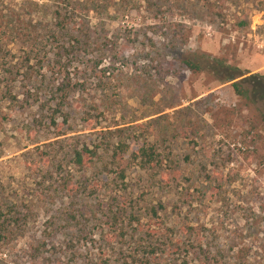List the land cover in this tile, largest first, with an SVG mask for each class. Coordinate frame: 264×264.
<instances>
[{
	"label": "rangeland",
	"instance_id": "374dc122",
	"mask_svg": "<svg viewBox=\"0 0 264 264\" xmlns=\"http://www.w3.org/2000/svg\"><path fill=\"white\" fill-rule=\"evenodd\" d=\"M105 1L0 0V264H264V0Z\"/></svg>",
	"mask_w": 264,
	"mask_h": 264
},
{
	"label": "trees",
	"instance_id": "16d2710c",
	"mask_svg": "<svg viewBox=\"0 0 264 264\" xmlns=\"http://www.w3.org/2000/svg\"><path fill=\"white\" fill-rule=\"evenodd\" d=\"M110 1L111 0H106L103 5H101L100 7L103 6V8L105 7H109L110 6ZM147 1L148 4L152 5V1L153 0H145ZM158 1V0H156ZM60 7H56L55 10L53 11L54 14V18L55 22H53L52 24L49 23L46 26L43 27H34V30H32V33L35 32V30L37 31H42L41 29L46 28L47 31L50 32V37L51 39L56 38V35L59 34L60 37H63L61 39H63L62 44L57 48V50L53 53V59L52 62L54 63V65L58 66V70L59 71H63L65 70L66 63L63 61V56L61 54V51H67L70 50L72 48H77L80 49V41L83 38H91L92 35H90V28L87 25H81V23L79 25H77V23H72L73 21H71L72 19H74V13H75V8L70 7L67 8L65 7L63 14L61 13V11L59 10ZM76 17V16H75ZM2 20L0 17V26H2ZM29 30L26 29L25 34H23V36H17V40L21 42V44H27V47L29 48V52L32 51V46L35 44L36 42V38H33L34 36L32 35L30 38L29 35ZM65 40V41H64ZM29 43V44H28ZM153 43V42H152ZM68 47H70L68 49ZM181 64H183L185 66V68L187 70H189L192 73H196L199 72L201 70V66L192 58H182L181 59ZM67 85H69V83H67ZM232 87L235 91V93L239 94V95H243L245 96V91H241L240 87L237 83H233ZM58 93L59 91V96H57V102H56V107L55 109H60V107H62V103H64L65 101H67V92L66 91V86H61L56 88ZM64 120H66V118H64ZM129 147V145L125 144L124 142H119L117 143V146H115V149L113 151V157H115L116 161H117V165L118 168L120 169V176L121 178H123V173L125 170V160L123 159V154L126 152V149ZM84 152L83 156L80 155L79 152L75 153V161H77V163H82V164H87V162L89 160H91L92 156L90 154H92V151H88L86 148H83L82 150ZM137 157H140L141 159L143 158L144 161L148 160L150 161L153 157V153L151 151V148H144V147H138L135 148L133 150H131V155L130 158L131 159H136ZM153 214L155 215L156 213L153 211ZM203 243L200 244V247L198 248V251H202L203 253H205L207 251V253H205L204 256H202V258L200 257L198 260V264H216L215 263V256L218 253V250H210L207 245L203 244L204 247L202 246ZM205 248V249H203ZM218 249V248H217ZM209 255V256H208ZM210 256H212L211 262L209 260Z\"/></svg>",
	"mask_w": 264,
	"mask_h": 264
}]
</instances>
